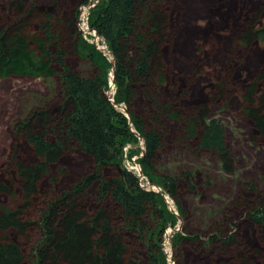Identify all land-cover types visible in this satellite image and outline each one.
I'll list each match as a JSON object with an SVG mask.
<instances>
[{"label": "trees", "instance_id": "1", "mask_svg": "<svg viewBox=\"0 0 264 264\" xmlns=\"http://www.w3.org/2000/svg\"><path fill=\"white\" fill-rule=\"evenodd\" d=\"M87 2H0V78L60 82L56 102L33 109L14 124L15 138L30 146L35 159L24 158L15 148L0 177V264H168L163 233L177 224L179 215L168 208L163 193L141 187L139 177L124 167V147L137 140L136 134L144 139L143 172L175 199L185 218L180 184L196 191V175L189 170L179 175L160 172L156 163L166 138L182 130V142H197L198 150L222 158L229 154L222 124L206 118L207 103L189 112L165 95L169 82L161 51L168 41V23L160 0H102L92 8L90 26L105 40L114 65L77 28L79 7ZM175 40L187 42L181 34ZM255 44L264 49V19L248 20L229 52L232 56ZM74 53L90 60L92 74L85 76L70 65ZM113 66L112 101L105 90ZM216 88L211 100L228 98L225 83L217 82ZM237 91L243 114L264 140V57L253 79ZM115 104H124L129 115ZM74 150L89 159V169L59 189L52 168ZM222 163L228 167L227 160ZM45 179L46 191L40 187ZM254 193L253 200L247 197L240 204L246 206L241 215L264 227L263 193ZM223 225L207 243L218 246L222 255L230 247L239 248L234 257L241 264H254L247 257L252 249ZM196 242L199 233L178 232L173 239L174 245ZM257 253L264 259V253ZM224 261L218 263L228 264Z\"/></svg>", "mask_w": 264, "mask_h": 264}, {"label": "rangeland", "instance_id": "2", "mask_svg": "<svg viewBox=\"0 0 264 264\" xmlns=\"http://www.w3.org/2000/svg\"><path fill=\"white\" fill-rule=\"evenodd\" d=\"M2 1L7 2L0 0ZM101 1L88 0L79 7L77 28L84 39L96 46L113 64L114 55L89 23L92 8ZM160 2L168 23V41L166 40L161 51L169 82L165 95L189 112L196 105L207 103L206 118H215L222 124L229 154L222 158L215 153L198 150L197 142L193 145L182 142L178 137L183 134L182 130L172 133L175 136L173 139L166 138L156 163L160 172L179 175L189 170L196 175V191L191 192L184 182L180 184L181 195L178 199L187 212L186 218L179 214L175 199L164 193L159 185L152 183L143 172L140 158L145 152V141L138 134L137 140L124 147L123 165L139 177L141 185L148 186V189H159L164 194L168 208L179 215L177 224L168 225L163 233L161 244L168 257V264H219L218 261L224 260L228 264H241L234 257L239 248L230 247L222 255L219 254L218 246L207 243L210 234L217 233L224 223L227 227L224 224L223 230L228 229L245 247L252 249L247 257L254 264H264L262 255L257 253H264V227L254 225L250 219L242 216L246 206L240 205L247 197L253 200L255 191L262 192L264 197V140L258 136L253 122L243 114L237 95V89L255 76L264 57V49L255 44L250 49L236 50L232 56L233 52H229L230 45L235 43L239 31L248 20L254 18L260 22L264 19V0ZM179 34L187 38L186 43L176 42ZM69 63L85 76L93 72L91 62L85 55L74 53L69 58ZM110 72L105 94L112 100L116 85H112L113 69ZM217 82L228 86L227 99L211 100L210 94L217 89ZM175 84L176 90L173 87ZM59 86L58 78H0V177H3L4 166L15 148L20 150L24 158L35 159L30 146L24 140L15 138L14 124L18 119L27 117L33 109L56 102ZM115 105L126 114L124 104ZM222 160L228 161L227 168ZM89 166V159L80 151L66 152L60 164L52 168V176L58 178L59 189L65 188L79 173L88 170ZM60 167L66 169L65 173L61 174ZM136 167L143 173V181L139 172L134 169ZM48 185V179L40 183L44 191ZM252 187L254 190L250 192ZM9 204L13 203L9 201ZM178 232L187 235L199 233L200 242L195 245H174V235ZM29 245L24 246L27 254L30 252Z\"/></svg>", "mask_w": 264, "mask_h": 264}, {"label": "water", "instance_id": "3", "mask_svg": "<svg viewBox=\"0 0 264 264\" xmlns=\"http://www.w3.org/2000/svg\"><path fill=\"white\" fill-rule=\"evenodd\" d=\"M114 63H115V59L113 58V65H114ZM112 85L114 86L115 85V78H114V66H113V72H112ZM112 100H114V99H112ZM126 109V108H125ZM126 115H129V113H128V111L126 110ZM144 156V155H143ZM149 190H154V191H157V192H160L161 193V191L159 190V189H149Z\"/></svg>", "mask_w": 264, "mask_h": 264}, {"label": "built area", "instance_id": "4", "mask_svg": "<svg viewBox=\"0 0 264 264\" xmlns=\"http://www.w3.org/2000/svg\"><path fill=\"white\" fill-rule=\"evenodd\" d=\"M80 16H81V14H80ZM134 169L137 170V171L139 172V174H140V178H141V180L143 181V178H144L143 176H144V175H143V173H141V170L139 169V167H136V168H134ZM139 180H140V179H139ZM139 183H140V182H139ZM140 185H141V183H140ZM141 187H143V188H145V189H148V188H147L148 186L145 187L144 185H141ZM169 258H171V256H170ZM167 259H168V257H167ZM171 261H172V259H171ZM172 262H173V261H172ZM174 264H175V263H174Z\"/></svg>", "mask_w": 264, "mask_h": 264}, {"label": "bare ground", "instance_id": "5", "mask_svg": "<svg viewBox=\"0 0 264 264\" xmlns=\"http://www.w3.org/2000/svg\"><path fill=\"white\" fill-rule=\"evenodd\" d=\"M153 186H156V185H153ZM156 188H158L157 186H156ZM169 199V198H168Z\"/></svg>", "mask_w": 264, "mask_h": 264}]
</instances>
